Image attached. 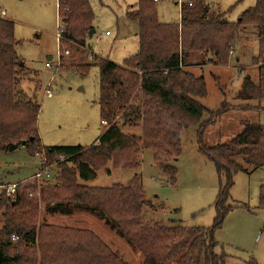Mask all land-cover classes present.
<instances>
[{
  "label": "trees",
  "instance_id": "1",
  "mask_svg": "<svg viewBox=\"0 0 264 264\" xmlns=\"http://www.w3.org/2000/svg\"><path fill=\"white\" fill-rule=\"evenodd\" d=\"M206 2L188 0L181 5L180 22L168 24L160 22L154 0H139L137 9L127 16L139 24L138 53L122 66L109 60L98 64L99 107L107 129L91 147L42 145L37 129L42 82L17 53L14 23L0 17V149L25 143L31 156L45 154L48 164L58 162L53 169L58 182L42 190L43 200L50 204L48 212L68 216L80 210L105 219L142 253L144 264H227V255L216 252L215 232L235 208L228 204L234 177L264 169L261 123L244 122L242 131L226 145L207 147L200 141V153L214 163L220 185L216 216L209 228L144 224V209L155 207L146 199L140 178L110 188L78 183L95 179L99 169L110 162L116 168L138 170L142 151L149 149L155 152V161L170 177V184H175L178 172L169 163L182 153L183 130L200 125L202 139L207 127L232 109L225 104L211 113L209 121H202L207 109L200 100L207 96V85L203 76L186 70L187 61L192 54H205L211 56L212 64L227 66L235 41L251 28L259 41V55L253 63H264V0H258L236 23L211 16ZM58 5L63 40L86 47L95 19L89 0H58ZM90 67L76 71L85 75ZM25 80H31L32 88H22ZM238 99L247 103L264 99V64L257 80L244 77ZM248 108L260 107L240 106ZM125 127L138 128L141 134H125ZM21 186L18 184L14 200L0 199V264H21V255L9 253L11 242L32 248L38 244L42 264H128L89 231L56 233L42 228L37 233L35 204L25 197ZM258 200L264 210V185ZM46 236L49 238L42 241ZM31 263H36L34 253Z\"/></svg>",
  "mask_w": 264,
  "mask_h": 264
},
{
  "label": "rangeland",
  "instance_id": "2",
  "mask_svg": "<svg viewBox=\"0 0 264 264\" xmlns=\"http://www.w3.org/2000/svg\"><path fill=\"white\" fill-rule=\"evenodd\" d=\"M187 1L154 0L160 22L178 24L181 5ZM89 2L95 16L91 29L94 33L88 36L86 47H83L63 40L64 24L62 15L60 19L58 0H0V17L15 25L18 55L25 67L37 73L42 82L37 129L44 147H91L97 143L107 129V125L102 123L99 107L98 64L101 60H109L122 66L139 51V24L127 18L130 12L137 9L139 0ZM257 2L207 0L206 3L211 16H224L227 22L236 23ZM91 53L95 55L94 60L89 59ZM258 55L259 41L254 30L249 28L235 41L227 66L212 64L211 56L205 54H192L188 59L186 70L197 77L203 76L207 85V96L200 100L207 109L202 121H209L211 113L220 110L225 104L232 109L217 117V121L207 127L202 139L200 125L183 130L182 153L169 163L178 172L175 184H170V177L156 163L155 152L149 149L142 151L138 170L116 168L110 162L99 169L95 179L78 183L110 188L115 184L127 185L132 179L140 178L146 199L155 207V210L144 209V224L211 227L216 216L214 205L220 185L214 163L200 153V141L207 147L226 145L242 131L244 122L264 125V99L248 103L238 99L244 77L248 75L254 80L258 79L259 68L264 64L253 63ZM47 63L53 68L49 69ZM89 64L91 67L87 74L76 71L78 67ZM31 80H25L22 88H32L29 83ZM242 105L260 108L243 110L240 109ZM123 132L137 136L141 134L140 129L131 127L123 128ZM41 163L58 165L56 161L48 164L45 154L31 156L23 144L14 151L0 149V199H9V186L21 184L25 189V197L35 204L37 233L42 228H45V232L56 233H63L67 229L89 231L126 263L144 264L142 253L120 236L105 219L80 210L68 216L50 214L47 210L50 204L43 200L42 190L55 185L58 180L42 184L41 187L32 183L31 177L39 170ZM261 185H264V170H256L252 174L239 173L234 177L228 204L235 208L227 215L222 228L215 232L219 245L216 252L227 255V264H264V210L259 207L258 200ZM2 226L3 216L0 213V231ZM48 238L46 236L42 241ZM9 253L21 255V264H32L34 253L35 264H42L43 256L38 244L32 248L30 245L11 242Z\"/></svg>",
  "mask_w": 264,
  "mask_h": 264
},
{
  "label": "built area",
  "instance_id": "3",
  "mask_svg": "<svg viewBox=\"0 0 264 264\" xmlns=\"http://www.w3.org/2000/svg\"><path fill=\"white\" fill-rule=\"evenodd\" d=\"M159 0H155V2H158ZM192 4L190 3V6ZM59 37H60V33H59ZM95 55L93 53H91L89 55V59L90 60H94ZM46 66L49 69H52L53 66L49 63L46 64ZM56 68V67H55ZM64 161L63 159L60 160V162ZM57 165H51L48 166L46 164H42L41 163V167L39 168V170L31 177L32 178V183L37 184V185H42V184H46L51 182L52 180H54V172L53 169L56 168ZM17 187L18 184H13L11 186L8 187L7 189V195L9 197V199L14 200L15 196H16V192H17ZM41 187V186H40ZM32 197V195H31ZM15 238V236H14ZM15 240H18V238H15Z\"/></svg>",
  "mask_w": 264,
  "mask_h": 264
},
{
  "label": "water",
  "instance_id": "4",
  "mask_svg": "<svg viewBox=\"0 0 264 264\" xmlns=\"http://www.w3.org/2000/svg\"><path fill=\"white\" fill-rule=\"evenodd\" d=\"M93 33H94V31L91 30V31L89 32V36L91 37V36L93 35ZM23 145H25V143H23ZM17 148H18V145L12 144V145L9 147V150H10V151H14V150H16Z\"/></svg>",
  "mask_w": 264,
  "mask_h": 264
},
{
  "label": "crops",
  "instance_id": "5",
  "mask_svg": "<svg viewBox=\"0 0 264 264\" xmlns=\"http://www.w3.org/2000/svg\"><path fill=\"white\" fill-rule=\"evenodd\" d=\"M161 23H164V22H161ZM168 24H170V23H168ZM107 34H108V32H107ZM50 59H51V58H50ZM237 62H238V60H237ZM261 170H264V169H261ZM261 186H263V185H261ZM261 186H260V187H261Z\"/></svg>",
  "mask_w": 264,
  "mask_h": 264
}]
</instances>
